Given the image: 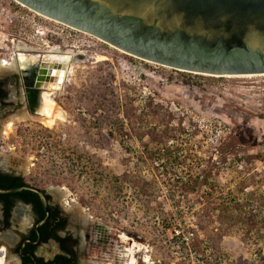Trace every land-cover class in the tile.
<instances>
[{
    "label": "rangeland",
    "instance_id": "1",
    "mask_svg": "<svg viewBox=\"0 0 264 264\" xmlns=\"http://www.w3.org/2000/svg\"><path fill=\"white\" fill-rule=\"evenodd\" d=\"M23 6L0 0V60L23 45L59 47L63 55L21 57L27 65L15 72L38 62L51 70L41 101L46 92L64 117L51 127L15 119L20 112L0 118V172L58 197L71 224L88 216L108 228V242H135L138 264H264V228L260 240L253 227L236 233L205 203L206 182L264 201V76L227 79L148 63ZM67 67L71 76L56 86ZM57 189L68 191L65 200ZM30 223L22 214L17 228ZM45 247L37 253L46 256ZM99 248L88 247L79 264L107 263L108 243Z\"/></svg>",
    "mask_w": 264,
    "mask_h": 264
},
{
    "label": "water",
    "instance_id": "2",
    "mask_svg": "<svg viewBox=\"0 0 264 264\" xmlns=\"http://www.w3.org/2000/svg\"><path fill=\"white\" fill-rule=\"evenodd\" d=\"M17 1L162 65L213 75L264 73V0ZM35 69L36 82L24 93L36 92L53 73L39 62L21 73ZM21 191L37 194L45 208L44 190L29 184L0 189V197Z\"/></svg>",
    "mask_w": 264,
    "mask_h": 264
},
{
    "label": "flooded vegetation",
    "instance_id": "3",
    "mask_svg": "<svg viewBox=\"0 0 264 264\" xmlns=\"http://www.w3.org/2000/svg\"><path fill=\"white\" fill-rule=\"evenodd\" d=\"M151 38L153 39V37ZM174 44L177 47V44ZM36 75V69L25 74L15 71L8 72V70L0 73V118L12 112H20L23 114L21 116H24L25 113L37 115V108L41 102V93L46 88V81L40 83L36 92L24 93V91L33 88ZM45 96L51 98L46 95V92ZM11 107L12 109L9 110L8 108ZM23 184L29 183L24 181L20 185ZM42 190L45 194V208L40 197L33 192L31 195L17 199L0 200V259L4 260L3 264H10L12 261L13 264H38V262L41 264H62L65 259L70 264H79V256L85 254L87 248L92 245L93 249L98 251L100 250L99 246L108 243L111 254L116 250L120 244L119 235L117 241L108 242V228L97 222H89L88 216L82 217L85 219H81L77 224H71L66 208L68 206H62L58 197L51 199L49 192L45 189ZM8 203L9 215L6 216L5 207ZM22 214H29L31 220L24 232L17 228L18 218ZM68 224L73 225V229L68 228ZM9 227L13 231L8 230ZM5 230L8 231L5 232ZM50 243L52 246H48ZM45 245L47 255L38 254V248ZM111 254L109 255L111 256ZM88 261L81 263L87 264Z\"/></svg>",
    "mask_w": 264,
    "mask_h": 264
},
{
    "label": "trees",
    "instance_id": "4",
    "mask_svg": "<svg viewBox=\"0 0 264 264\" xmlns=\"http://www.w3.org/2000/svg\"><path fill=\"white\" fill-rule=\"evenodd\" d=\"M22 182H24V180L20 176L0 173V189L2 190L12 189L22 184ZM206 186V194L208 197L206 198L205 203L208 206V209L217 212L216 218L218 221H222V223H225L224 225L230 227L236 233L241 232L242 229L245 228L246 231L243 233L250 234V232L247 233V227L249 228L248 231L253 227L252 229L254 230L256 238L258 240L263 238L262 234H260V229L261 227L264 228V201L258 198L261 194L251 192L250 194L245 195L242 188L235 192L233 189H219L215 184L209 182H206ZM31 194L32 192L29 191H21L12 196L0 197V200L8 201L10 199H17ZM253 195L255 196L254 198ZM249 209H251L250 212L248 211ZM5 210L6 216H8L9 203L6 204ZM220 231L223 232L228 230H223L221 228ZM192 249H196L195 245L192 246ZM38 264L41 263L38 262ZM62 264H70V262L65 259Z\"/></svg>",
    "mask_w": 264,
    "mask_h": 264
},
{
    "label": "bare ground",
    "instance_id": "5",
    "mask_svg": "<svg viewBox=\"0 0 264 264\" xmlns=\"http://www.w3.org/2000/svg\"><path fill=\"white\" fill-rule=\"evenodd\" d=\"M23 5L24 4H22V6ZM23 7H25V5ZM36 14L44 17V15H42V14L40 15V13H38V12ZM44 18H46V16ZM110 46L113 47L112 45H110ZM21 52L23 53L22 55H20ZM50 53H54V54L59 53L60 55H63L60 52V48L57 46L51 48L49 52H45V51H41L40 49H35V48L29 47L27 45H23L19 50L16 51V54L11 58L10 61H7L5 59L0 60V73L4 72L5 69H7L8 72H12V71H17V70L25 67L27 64L21 62V60H20L21 57L24 58V56H26V57L29 56L31 59L38 60V56H42V54H50ZM144 61L148 62V63L150 62L147 60H144ZM180 70H182V69H180ZM59 72L62 75L56 81L55 84H57L56 86L61 87L62 84L64 82H66L68 80V78L71 76L72 67H67L66 69L61 68V70ZM190 72H192V71H190ZM201 74L207 75L206 73H201ZM209 76H211V75H209ZM212 76H215V75H212ZM219 76H221L222 78H227V79H233V78H245L246 79V78L261 77V76H264V73L241 74V75H219ZM41 103H43V104H41ZM63 117H64L63 113L61 112L60 108H58V106L55 104V102H53V100L47 98V100H43L40 102V104L37 108V115H31V114L25 113L24 116H18L15 119H20V120L31 119L33 121H38V122L42 123L44 126L51 127L53 125V123L55 122V120H57V119L62 120ZM12 124H13V120L3 127L5 134H7L11 131ZM56 192L58 193V196L62 197L64 200L68 196V191H66V190L57 189ZM78 207H79L78 205H74L73 207H71L72 213L74 211H77ZM82 220H84V219H82ZM119 242H120V244L116 248V250H114V252H112V254L110 253L111 256L109 254H104V257L108 260L107 263L103 262L101 260L97 261V262L93 261V260H89L87 264H138V262H137L138 253L141 252L139 246H137L135 242H133L132 245L128 244V238L124 235L119 236ZM149 261L150 260L148 258H144V260L142 262L143 263L147 262V264H149L148 263ZM3 262H4V260L0 259V264H3Z\"/></svg>",
    "mask_w": 264,
    "mask_h": 264
},
{
    "label": "built area",
    "instance_id": "6",
    "mask_svg": "<svg viewBox=\"0 0 264 264\" xmlns=\"http://www.w3.org/2000/svg\"><path fill=\"white\" fill-rule=\"evenodd\" d=\"M5 17H6V19H8L9 23H12L13 22V19H12V16L11 15L7 14V15H5ZM44 83H45V81H44ZM173 231H174V233L176 235H179L180 234V232L178 230H176V229H174Z\"/></svg>",
    "mask_w": 264,
    "mask_h": 264
}]
</instances>
